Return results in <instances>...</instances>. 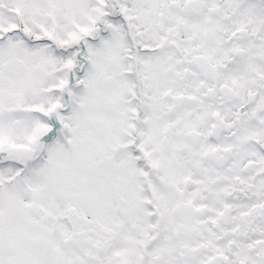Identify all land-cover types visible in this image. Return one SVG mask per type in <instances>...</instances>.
<instances>
[{
	"label": "snow or ice",
	"instance_id": "snow-or-ice-1",
	"mask_svg": "<svg viewBox=\"0 0 264 264\" xmlns=\"http://www.w3.org/2000/svg\"><path fill=\"white\" fill-rule=\"evenodd\" d=\"M0 264H264V0H0Z\"/></svg>",
	"mask_w": 264,
	"mask_h": 264
}]
</instances>
